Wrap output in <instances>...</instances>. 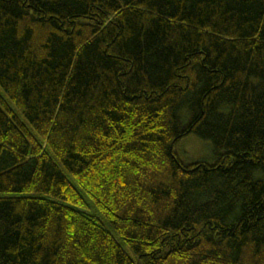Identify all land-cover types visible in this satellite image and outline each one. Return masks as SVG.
Segmentation results:
<instances>
[{
    "label": "trees",
    "instance_id": "trees-1",
    "mask_svg": "<svg viewBox=\"0 0 264 264\" xmlns=\"http://www.w3.org/2000/svg\"><path fill=\"white\" fill-rule=\"evenodd\" d=\"M0 264H264V0H0Z\"/></svg>",
    "mask_w": 264,
    "mask_h": 264
},
{
    "label": "rangeland",
    "instance_id": "rangeland-1",
    "mask_svg": "<svg viewBox=\"0 0 264 264\" xmlns=\"http://www.w3.org/2000/svg\"><path fill=\"white\" fill-rule=\"evenodd\" d=\"M176 151L184 162L202 160L210 162L212 160L208 143L202 141L196 136H188L184 138L177 144Z\"/></svg>",
    "mask_w": 264,
    "mask_h": 264
}]
</instances>
